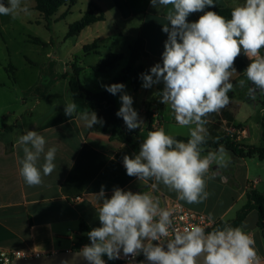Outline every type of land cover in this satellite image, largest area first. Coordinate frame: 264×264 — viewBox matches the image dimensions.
I'll return each instance as SVG.
<instances>
[{
	"label": "crops",
	"instance_id": "obj_1",
	"mask_svg": "<svg viewBox=\"0 0 264 264\" xmlns=\"http://www.w3.org/2000/svg\"><path fill=\"white\" fill-rule=\"evenodd\" d=\"M92 1L79 0L74 6L61 7L52 17L49 30L44 16L36 9V2L21 0L22 7L27 6L30 15L21 13L15 18L12 17L9 24L0 26V71L2 69V73L0 72V250L38 252L47 255L72 251L77 246L82 249L90 245L88 233L102 226L98 219V209L102 201L96 197L102 186L105 198H111L113 190L117 187L124 191H131L133 194L147 192L151 195H162L168 199L178 200L194 211L203 212L212 219L225 223L235 219L239 210L247 204V192L250 185L259 191L264 187V161L257 157L239 158L227 151V159L230 161L227 167H219L213 163L205 177L208 198L201 203L190 204L178 199L175 191H170L154 178L140 180L139 177L127 175L123 158L125 155L134 158L137 153L128 144L119 143L102 131L108 119L104 110L82 109L77 106L71 119L45 128L52 117L65 114V108H56L50 116L41 118L39 107L42 104V98L51 93L57 84H62L64 96L68 95L73 102L68 79L64 78V75L72 74V72L54 70L53 73L46 62L36 63L32 60L28 49L30 44L43 47L53 44L54 37L52 36L48 42L40 34L41 28L43 32L48 29L50 34H54L56 26L61 21L66 22L67 32L63 41L61 38L57 45L69 42L72 44L70 49L78 47L81 52L79 58L78 55L72 56L73 52L70 53L71 55L68 54L69 67L70 64L71 67L77 64L83 68L81 81L85 87L88 83L98 87L94 90L86 87L92 92L103 91L105 89L103 85L112 82L125 66L119 72L109 75L108 78L103 76L115 70L119 63L106 73H96L91 67L113 53L124 54L122 61H125L127 65L130 55L129 46L138 38L145 40L149 53V57L142 61L144 66L151 69L155 64L162 63L164 43L168 39V34L163 32L162 28L166 23L170 26V22L165 19L170 5L153 7L151 0H96L106 17L105 21L87 27L76 37L67 38L69 26L76 22H71L69 18L74 16L77 9L80 20ZM230 1L237 3L238 0ZM0 2L6 4V0H0ZM227 4L228 0H214L213 6L206 7L203 12L191 13L187 20L189 23L196 22L199 14ZM93 28L96 30L92 31ZM83 34H88L86 41L98 42L100 46L98 54H84L83 48L88 44H85V40L82 39ZM21 42L22 45H20ZM48 56L59 57L57 52L54 54L50 52ZM91 57L94 59L93 62H85ZM15 58H18L17 63L14 61ZM89 70L93 75L88 77ZM31 71H33L32 77L27 76ZM50 73L54 75V81L47 85L43 79ZM239 77L242 78L241 73ZM231 82L233 89L228 93L230 99L228 107L205 117L207 124L222 123L220 132L225 133L228 126L230 128L242 126L243 134L238 138V143L256 147L264 146L262 126L264 109L257 99V93H255L256 99L253 100L248 96V85L234 87L238 80L233 79ZM142 84L143 82L137 91L129 84L124 89V92L133 98L132 107L137 111L139 119L143 121L142 129L147 130L150 118L154 121L153 127H158L160 119V128H164L166 134L190 138L189 128L194 125L180 126L170 106L160 102V93L164 88L163 81L147 89L142 87ZM234 88L241 93H247L246 98L236 99L233 96ZM17 89L19 96L15 105L9 103L7 93L9 90ZM30 101L34 103L32 106ZM116 103L120 109V94ZM247 104H253L255 109H260L259 118L251 126L249 125L253 118L251 114H247L244 118L239 117L244 108L251 113ZM85 111L96 113L101 122L91 128L87 127L85 121L79 118V113ZM229 113L232 114L233 121L229 120ZM253 128L256 132L252 131ZM27 130L37 131L45 138V151L51 147L57 149L54 160L55 170L51 175L44 176L41 168L42 183L35 186L27 185L20 175L22 166L20 161L24 158V146L18 141ZM205 155L207 154H201L202 157ZM43 162V156H41L37 166L40 167ZM160 204L162 205L161 201ZM249 218L256 219L258 226V213L252 211L244 221L243 227ZM243 231L254 236L252 232ZM255 250L261 258H264L263 246L255 247ZM123 256L121 250L119 259L109 260L106 254L101 258L105 264H119Z\"/></svg>",
	"mask_w": 264,
	"mask_h": 264
},
{
	"label": "clouds",
	"instance_id": "obj_2",
	"mask_svg": "<svg viewBox=\"0 0 264 264\" xmlns=\"http://www.w3.org/2000/svg\"><path fill=\"white\" fill-rule=\"evenodd\" d=\"M153 7L167 8L162 31L168 34L164 43L162 63L141 74L142 87L164 83L160 102L169 105L177 123L189 128L190 139L183 142L166 134L164 128L147 133L134 158L125 155L123 164L128 176L140 180L154 178L170 191L178 194V199L190 204L201 203L209 193L206 179L210 166L227 167L230 162L223 146L201 156L202 145L206 142L207 117L226 107L228 93L233 89L231 77L236 58L243 50L251 63L246 69V77L253 87L249 97L256 99V91H264V0H245L231 11V18L207 11L196 22L189 23L191 13L203 12L214 0H151ZM21 13L30 15L21 0L0 2V15ZM244 80L239 81L243 87ZM109 93L120 94L121 107L116 115L122 117L128 130L140 128L143 121L133 109V98L124 92L121 83L103 85ZM74 102L65 104V114L70 117L76 112ZM79 118L91 128L101 121L96 113L85 111ZM23 145L24 158L20 161V175L29 186L42 183L44 176L55 170L57 149L45 151V138L37 131L27 130L19 137ZM43 156V164L38 162ZM155 187V185H153ZM102 201L98 209L101 227L88 233L90 245L84 246L79 255L89 264H105L101 258L119 259L121 250L125 256L135 257L143 252L152 264H196V257L206 253L203 264H260L253 237L240 227H227L205 232L200 226H191L183 231L175 229L174 238L167 239V251L163 244L153 241L168 238L172 225V213L160 207V202L150 193L133 194L115 188L111 198H105L103 186L96 194ZM211 222V218H210Z\"/></svg>",
	"mask_w": 264,
	"mask_h": 264
},
{
	"label": "trees",
	"instance_id": "obj_3",
	"mask_svg": "<svg viewBox=\"0 0 264 264\" xmlns=\"http://www.w3.org/2000/svg\"><path fill=\"white\" fill-rule=\"evenodd\" d=\"M36 2V9L44 16L47 21V26L51 28V19L63 6L69 5L74 6L79 0H34ZM8 0H6L7 4ZM245 0H238L237 3H233L228 0L226 6H217L209 9L208 11H215L217 14L224 16L226 19L231 18V11L237 5H243ZM207 12V11H206ZM204 14V13H203ZM203 14L198 15V19ZM12 15H0V26L9 24L12 20ZM106 17L102 12L101 8L91 3L84 13L83 17L69 26L67 38L76 37L85 30L87 27L105 21ZM99 44L97 41L85 45L83 50L85 55L92 53H99ZM129 60L127 65L121 70V72L110 82L108 85L121 83L125 86L129 84L135 91L140 88L141 74L150 71L142 61L149 57V53L146 49V42L143 38H138L134 43L129 46ZM260 54L264 56V48L261 49ZM125 55L122 53H113L108 55L105 59L100 61L91 69L96 73H106L108 70L113 69L120 61L124 59ZM249 66L243 55H239L233 65L235 69L234 74L241 73L242 80L245 81L244 85H248L249 88L253 87L251 81L246 77V69ZM83 68L77 64L72 66V74L64 75V78L68 79L70 95L73 102L82 109H101L104 110L108 119L102 129L106 134H109L111 139L116 140L122 144H128L137 154L139 153L140 146L147 137L149 131H154L160 128L161 121L159 119V126L154 128L153 119L150 118V125L146 131L140 128L134 130H128L122 117L116 115L119 108L117 107L116 99L119 95H113L104 89L100 92H92L84 86L81 81V73ZM249 92V91H248ZM259 92V101L261 102L264 109V91L257 90ZM224 107L223 109H226ZM228 113V112H224ZM73 117H68L66 114H57L52 117L45 125V128H50L59 125ZM149 117V115H148ZM218 118V117H217ZM232 114L229 113V120L233 121ZM218 123V124H217ZM223 124L216 122L213 125L207 124V136L206 142L201 146L203 151L201 154H207L209 151H216L220 146H223L226 151L232 152L239 158H254L257 157L259 160L264 161V146L256 147L251 145H245L238 143L236 139L232 138L225 132H220V128ZM264 128V116L262 121ZM11 129L12 127H5ZM236 129H242V126L235 127ZM173 138L187 142L190 138L183 136H172ZM248 202L239 210L235 219L230 222H220L219 228L224 229L227 227H240L242 229L244 221L252 211L258 213V227L264 235V191H259L250 185V189L247 192ZM75 250H81L79 246ZM143 253V252H142ZM144 255V254H143Z\"/></svg>",
	"mask_w": 264,
	"mask_h": 264
},
{
	"label": "rangeland",
	"instance_id": "obj_4",
	"mask_svg": "<svg viewBox=\"0 0 264 264\" xmlns=\"http://www.w3.org/2000/svg\"><path fill=\"white\" fill-rule=\"evenodd\" d=\"M92 3L97 4V1L93 0ZM79 17H80L79 11L76 9L75 12H74V16L71 19L69 18V20L71 22H75V21L79 20ZM55 29L56 30L54 32V34H55L54 35V34H50L48 29L45 30V32H43V30L41 28V33L40 34L44 38H46L48 42H50L52 36L54 37L53 44L52 45H47L45 47L40 46V45H36V44H30L29 47H28V49L30 51V56H31L32 60L34 62H36V63L46 62L47 66L51 67V70L53 71V73L55 71L61 72V70H68L71 73L72 72V67H71V64H70V67H69L70 56H68V54L73 52L72 56L75 57V56L78 55V58H79V56L81 55V52L78 49V47H75V48L73 47L72 49H70V46L72 44H70L69 42H67L66 44L61 43V44L57 45L58 42L61 41V38H62V41H63V38H64V36H65V34L67 32L66 22L61 21L60 24H58ZM95 30H96V28H93L92 31H95ZM87 35L88 34H83L82 39L85 40L84 41L85 44H91L93 41H86ZM20 45H22V42L20 43ZM50 52H52L53 54L55 52H57L59 57H57V58L49 57L48 54ZM103 54L105 55L106 52L104 51ZM240 54L244 56V58L248 62V64L251 63L249 58L244 54L243 50L241 51ZM93 60L94 59L91 57L88 60H86L85 62L90 63V62H93ZM14 61L17 63L18 62V58H15ZM124 66H126V62L125 61H120L119 64L116 66L115 70H113L112 72H109L108 75L103 76V77L108 78L109 75H112V74L116 73V71L119 72L120 69L123 68ZM1 71H2V69H1ZM32 72L33 71H31L29 74H27V76L32 77V75H33ZM88 74H87L88 77L93 75V73L90 70H89ZM238 75H240V73L233 74L232 77H231V80H233V79L236 80V81L238 80V82L236 84H234V87L236 85H239V81H240V79H242L240 77L238 78ZM53 76L54 75H52V73L47 74L46 78L43 79V82L46 83L47 85L52 84L53 81H54L53 80ZM236 78H238V79H236ZM32 81H34V80H32ZM88 84H86V87L88 89L94 90V89L98 88L97 85H91L90 83H88ZM234 90H235V95H233V96L236 99L242 100V99L246 98L247 93H241L236 88H234ZM18 96H19V90L18 89L17 90H9L8 93H7V100L9 101V103H14L15 105H17V97ZM248 96H249V94H248ZM259 97H260V95L257 94V99H259ZM68 102H71V98L68 95L64 96L63 85L62 84H59V85L57 84L53 88L51 93H48L44 98H42V104L39 107V109H41V111L39 112V115L41 116V118H44L45 116H50V114H52V112L56 108H60V107L61 108H65V104H67ZM33 104H34L33 101H30V105L32 106ZM247 105H249V107L251 109V113H248L246 111L247 109L244 108L242 113L239 115V117L240 118H244L247 114H251L253 116L252 120L249 123V125L251 126V124L256 122V120L259 118L260 109L259 108L255 109V107L252 106L253 104H247ZM135 109H137V108H135ZM36 115H38V113H36ZM225 130H226L227 134H230V133L234 132L233 128H230V126H228ZM252 131L256 132V129L253 128ZM260 191H264V187L261 188ZM242 230H247L248 232H252L254 234L255 247L261 248V246H263V248H264V235H263L262 231L259 229V227L256 225V219L249 218L247 223H246V225H245V227H243Z\"/></svg>",
	"mask_w": 264,
	"mask_h": 264
},
{
	"label": "built area",
	"instance_id": "obj_5",
	"mask_svg": "<svg viewBox=\"0 0 264 264\" xmlns=\"http://www.w3.org/2000/svg\"><path fill=\"white\" fill-rule=\"evenodd\" d=\"M234 132L230 133L229 135L238 140V138L243 134V131L241 129L233 128ZM237 137V138H236ZM155 198L159 200V202H162V205L160 204L161 208H166L171 211L172 216V225L169 229V237L163 238L165 240L163 241H153L154 245L157 244H163V247L167 246L168 240L174 238L175 229H179L180 231H183L185 228H190L191 226H200L204 228L205 232H211L213 230L220 229L219 224L221 221H217L209 217L207 214L199 211H194L184 204H182L180 201L175 199H168L164 196H160L157 194H153ZM211 218V222H210ZM246 233V232H245ZM251 235L254 239V236L250 233H247ZM255 247V245H254ZM257 252V251H256ZM258 255V253H257ZM43 256L41 253L38 252H24V251H4L0 250V264H11L12 261L16 259H36ZM143 253L141 252L139 255H136L135 257L128 255L123 256L119 262V264H137L138 261L143 257ZM260 259V264H264V258H261L258 255Z\"/></svg>",
	"mask_w": 264,
	"mask_h": 264
},
{
	"label": "water",
	"instance_id": "obj_6",
	"mask_svg": "<svg viewBox=\"0 0 264 264\" xmlns=\"http://www.w3.org/2000/svg\"><path fill=\"white\" fill-rule=\"evenodd\" d=\"M164 250L167 251V246L164 247ZM79 252L80 250L61 251L43 255L36 259H16L12 261L11 264H89V262L85 261L84 258L79 255ZM204 256H206V253L197 256L196 264H203ZM137 264H152V262L148 261L147 258L143 256Z\"/></svg>",
	"mask_w": 264,
	"mask_h": 264
}]
</instances>
